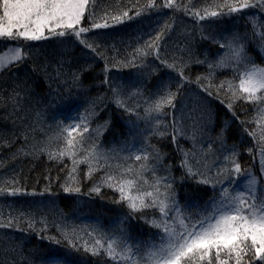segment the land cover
I'll return each mask as SVG.
<instances>
[{"label": "snow or ice", "instance_id": "6c2138e0", "mask_svg": "<svg viewBox=\"0 0 264 264\" xmlns=\"http://www.w3.org/2000/svg\"><path fill=\"white\" fill-rule=\"evenodd\" d=\"M162 8L190 14L199 29L171 52L161 41L175 20L147 39L137 32L123 56L115 43L108 45V33L94 31L126 22L132 27L137 17ZM237 13L251 23V32L247 24L241 32L219 24L218 30L207 31L199 23ZM261 13L264 0H221L202 11L174 0L130 7L106 0H0V46L6 49L0 52V123L12 125L11 130L0 128V148L11 149L22 140L11 159L47 155L61 164L67 159L71 173L86 165L90 181L100 173L87 194L100 195L107 187L119 193L113 203L128 209L110 230L99 224L68 229L55 199L28 202V209L15 215L9 204L7 215L0 209V229L37 232L57 248L25 255L23 245L5 231L0 264H264V66L247 48L253 44L264 57V16L256 18ZM196 35L216 46L211 58L208 49L197 54ZM40 41L49 44L31 43ZM99 61L103 67L93 83L99 78L104 91L88 98L84 112L71 123L53 117L54 123L45 127L48 108L89 95L92 85L84 77L95 72ZM200 66L205 71H197ZM122 69L135 71L119 75ZM224 69L231 70L232 78L217 82L216 74ZM40 82L47 89L45 107L36 109L32 102ZM214 100L226 109L223 116ZM241 103L255 115L241 118ZM109 104L127 115V137L119 148L105 149L97 141L112 120L95 128L91 123ZM230 130L236 136L231 145ZM245 135L255 145L248 154L259 155V173L240 163ZM153 137H170L175 155L152 143ZM62 188L65 194H84L75 179ZM46 195H58L50 183L39 191H28L18 180L0 183V197ZM132 220L157 231L147 240L134 239ZM50 222L57 235L49 233Z\"/></svg>", "mask_w": 264, "mask_h": 264}, {"label": "trees", "instance_id": "16d2710c", "mask_svg": "<svg viewBox=\"0 0 264 264\" xmlns=\"http://www.w3.org/2000/svg\"><path fill=\"white\" fill-rule=\"evenodd\" d=\"M109 4H120L124 7H130L133 4H139L141 6L147 3V0H106ZM158 3H163V0H157ZM175 4L183 5L185 7L194 6L196 10H203L205 7L212 5L213 3L221 2V0H174ZM254 10L245 9L244 12H252ZM132 14V13H130ZM239 13L234 14L231 18L228 16H224L222 20L217 18H209L205 21H200V24L206 26L207 31L218 30L216 25L219 24L220 28L223 29H237L241 32L244 31L245 25L247 24L249 32H251V23H249L245 19H238ZM260 16H264V13L260 14ZM259 20V16L256 17ZM175 20V24L173 29L169 35L164 37V40L161 41V44L166 46L169 52L175 50L176 45L183 46L184 41L187 36L199 31L197 27V21L189 14L185 15L183 11H177L173 13L172 9L162 8L159 12L152 11L151 14H145L141 17H137L136 21L133 22L132 27L127 26V22L125 25H116L114 27L108 29H94L97 32L108 33L107 42L108 45L115 43L116 47L120 49V55H126L125 49L128 48V44L135 43V34L139 32L144 39H147L148 33L155 31H159V28L165 23H171ZM210 26V27H208ZM34 44H49L48 41H40V42H31ZM143 43V40H141ZM195 50L197 54L202 53L205 49L210 51L211 55H214L217 51L215 45L208 44L207 41H201L198 35L195 36L194 40ZM249 55L253 56L256 63L264 66V57H261L259 53L255 51V46L253 44L247 45ZM2 46H0V51H3ZM221 52L223 50H220ZM151 59V58H150ZM98 67L92 74H85V82L87 85H92L89 90L88 96H81L79 99H76L71 102L69 106H61L59 108H48L45 112L44 120L45 127L47 124L54 123L53 117L58 119H63L66 123H71V118H76L79 113H83L84 109L87 107V99L90 97H95L97 94L104 91V87L99 85V78L96 79L95 83H93V77L96 76L97 73L101 72V68L103 67V61L98 62ZM135 69H122L118 74L119 75H127L128 72H134ZM197 71H205L203 66H200ZM113 73H116L117 70L115 68L112 69ZM232 72L230 69H224L219 71L216 74L217 82L224 79H231ZM5 80L8 77L4 78ZM157 77H153V82L155 83ZM99 85V86H97ZM195 88V85L191 86ZM47 91L44 84L42 82L38 83L36 87L37 100L32 102L33 106L36 109H42L45 107L43 103L44 93ZM216 109L220 111L221 116L224 115L226 109L223 108L222 105L219 104L218 101H213ZM245 109L248 110L245 113ZM238 114L241 115V118H251V116L255 115L252 111V107L247 104L241 103L239 108L237 109ZM2 114V113H0ZM112 120L111 126L98 138V143L105 149H110L113 147L119 148L123 139L127 137V127L125 122L128 120L126 114L123 113L122 110L117 109L114 105L109 104L107 107L103 108L100 111L99 115L93 118L91 123V127L95 128L97 123H103L107 119ZM250 128L255 127V125L250 124ZM0 128L11 130L12 125L10 123H0ZM19 131V129H16ZM87 135V134H85ZM7 138H11L10 136ZM43 139V137H39ZM170 137L164 138L163 141H158L155 137L152 138V143L157 144L164 151L171 153L173 156L175 155L173 146L170 143ZM244 144L241 148V156L240 163L243 167H253L255 170H259V162L256 160L255 151L253 155H249L247 149L249 147L255 148L254 143L252 142L250 137L244 136ZM236 140V136L234 131L230 130L229 132V140L228 143L231 145ZM181 144L184 147H191V143L189 141L181 139ZM24 143L22 140L17 141L13 148L9 149L7 147L0 148V183L5 180H18L21 185H23L28 191H32L33 189L39 191L42 190L45 185L49 183L53 187V189L58 193V195L54 197H48L47 195L44 197L36 196H17V197H0V209H3L4 214L7 215L9 212L8 205H12V214H17L20 210L28 209V202L31 201H47L49 199H55L59 207L63 210L64 213V226L68 229L76 227L77 229L88 227H96L97 224L102 226L105 230H110L115 227L118 219L124 217L128 213V209L126 206L121 204L113 203V199L119 198V193L112 191L107 187H103L101 194L96 195L95 193L89 195L88 189L91 187L92 183L98 182V177L100 173H94L93 180H89L86 178L87 166L79 165L77 173H71L72 163L70 160H65L63 164L57 163L56 161H50L47 155H42L38 159H34L32 157H19L16 159H11V153L19 147L20 144ZM62 146V142H61ZM133 164H137L134 160L131 161ZM178 163V161H177ZM177 176L179 172L175 173ZM151 177L149 176V179ZM75 180H78L83 195L77 194H65L63 192L62 185L66 183L71 185ZM210 191V190H209ZM139 215V214H137ZM147 215L149 218L152 216V211L148 210ZM39 219V216H37ZM131 225V235L134 239L139 240H147L154 233H156V229L151 228L149 225L145 224L142 220H132L130 221ZM37 229H39L40 225L37 224ZM5 231L9 232L12 239L17 243L23 245V251L25 255L39 252L40 254L47 253L50 249L57 248L56 245L51 244L46 240H40L38 238V233L34 231H26L24 233L13 231V230H4L0 229V234ZM49 233L53 235H57L55 230L51 227V222L49 223ZM83 235V233H81ZM0 244H5V239L3 235H0ZM60 251H63L61 248ZM75 255V254H74ZM37 259L39 257H36ZM86 259L95 260L96 258L86 256ZM107 259V258H106ZM108 264H112L111 261Z\"/></svg>", "mask_w": 264, "mask_h": 264}, {"label": "rangeland", "instance_id": "374dc122", "mask_svg": "<svg viewBox=\"0 0 264 264\" xmlns=\"http://www.w3.org/2000/svg\"><path fill=\"white\" fill-rule=\"evenodd\" d=\"M262 14H263V13H262ZM259 17H260V15H259ZM5 50H6V49H5ZM0 52H2V51H0ZM255 156H256V160L259 162V155L255 153ZM252 168H253V167H252ZM253 170L256 171L257 173H259V170H257V169L255 170L254 168H253Z\"/></svg>", "mask_w": 264, "mask_h": 264}]
</instances>
